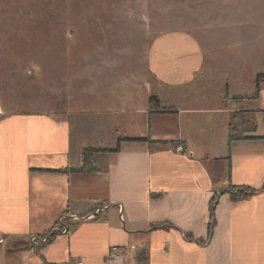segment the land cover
<instances>
[{
	"label": "crops",
	"instance_id": "0c3cea01",
	"mask_svg": "<svg viewBox=\"0 0 264 264\" xmlns=\"http://www.w3.org/2000/svg\"><path fill=\"white\" fill-rule=\"evenodd\" d=\"M244 21H232V42ZM209 38L204 49L186 36L156 41L176 47H156L148 58L157 83L148 97L154 99L135 101L131 90L112 111L141 133L100 122L84 132L70 116L54 114L0 117V264H67L78 257L83 264H264V78L255 93V76L264 70L252 69L262 54L254 41L250 55L239 54L240 65L250 62L253 77L239 79L249 87L236 93L224 76L225 96L213 105L186 84L194 72L217 71L206 68L207 59H216L209 45L216 37ZM233 111L246 112L255 129L244 133L248 139L228 144ZM119 137L145 140H123L118 151H105ZM86 146L98 151L91 169L79 170ZM64 168L72 171H42ZM229 187L254 193L235 199ZM61 214L94 217L67 220L65 234L32 251L29 237L50 232ZM111 250L123 259L107 260Z\"/></svg>",
	"mask_w": 264,
	"mask_h": 264
},
{
	"label": "rangeland",
	"instance_id": "374dc122",
	"mask_svg": "<svg viewBox=\"0 0 264 264\" xmlns=\"http://www.w3.org/2000/svg\"><path fill=\"white\" fill-rule=\"evenodd\" d=\"M242 17L239 40L232 42V21ZM263 20L264 0H0V117L54 114L70 116L84 132L100 122L106 129L117 124L123 133H141L112 111L131 90L135 101L154 99L148 97L157 86L151 53L176 47L156 42L162 36H186L203 49L208 37H216L209 44L216 59H207L206 68L217 71L194 72L186 84L217 105L226 92L224 76L236 93L249 87L240 74L253 77L250 62L240 65L238 56L250 55L253 41L262 59L255 58L252 69L264 70ZM244 113L233 111L230 119L246 121Z\"/></svg>",
	"mask_w": 264,
	"mask_h": 264
},
{
	"label": "trees",
	"instance_id": "16d2710c",
	"mask_svg": "<svg viewBox=\"0 0 264 264\" xmlns=\"http://www.w3.org/2000/svg\"><path fill=\"white\" fill-rule=\"evenodd\" d=\"M261 78H264V74H257L255 76V93H257V91H258V84H259V81ZM243 116H244L243 119H245L246 117H248V114L245 112L243 114ZM232 121L233 120L229 119V122H228V144H230L232 141H235V140L248 139L247 137L244 136V133L247 131H253L255 129V121H254V119H250V117L246 118V121H243V122H241V121L240 122H238V121L232 122ZM247 123L250 126H248V127L245 126ZM123 140H145V139L144 138L119 137L117 139L114 147H112L111 149H107L105 151H111V152L118 151L120 142ZM96 151H98V149L92 148L90 146H86L82 149V153H81L82 167L79 170L91 169L90 166H91V162H92V156ZM42 171L67 173V172L72 171V170L64 168V169H48V170H42ZM227 192L232 198L236 199V198H244L248 194L254 193V190L247 188V187H237V188L229 187ZM212 222H213V205H211V207H210V221L208 223L209 232H210V229L212 226ZM52 236H51V238H52Z\"/></svg>",
	"mask_w": 264,
	"mask_h": 264
},
{
	"label": "built area",
	"instance_id": "2783aa9c",
	"mask_svg": "<svg viewBox=\"0 0 264 264\" xmlns=\"http://www.w3.org/2000/svg\"><path fill=\"white\" fill-rule=\"evenodd\" d=\"M175 152L178 153H186L184 152V148L182 146H175L174 148ZM214 205V202L212 203ZM118 210V215H119V220L123 221V214H122V206L118 205L117 207ZM93 214H88L85 216H76L74 214H70L69 216L65 214H61L56 222V225L52 227L51 231L48 233H45L43 235H31L28 239V245L30 246V249L34 251L38 245H44L46 244L52 235L55 234H65L68 231V226L66 225L67 220H71L72 222L75 221H80V220H85V219H91L93 218ZM0 242H3V238L0 237ZM124 255L122 252L117 251V250H111L108 252L107 255V260L111 259H123ZM84 259L82 257H78L75 259L70 260L67 264H83Z\"/></svg>",
	"mask_w": 264,
	"mask_h": 264
}]
</instances>
